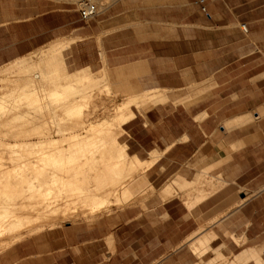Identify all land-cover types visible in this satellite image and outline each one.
Listing matches in <instances>:
<instances>
[{"label": "crops", "instance_id": "obj_1", "mask_svg": "<svg viewBox=\"0 0 264 264\" xmlns=\"http://www.w3.org/2000/svg\"><path fill=\"white\" fill-rule=\"evenodd\" d=\"M21 1L0 3V66L78 38L68 67L102 69V51L137 89L183 91L122 124L127 153L154 160V187L172 175L174 191L194 187L205 169L220 184L165 200L163 187L14 264H264V0H142L93 22L67 6L25 14Z\"/></svg>", "mask_w": 264, "mask_h": 264}, {"label": "bare ground", "instance_id": "obj_2", "mask_svg": "<svg viewBox=\"0 0 264 264\" xmlns=\"http://www.w3.org/2000/svg\"><path fill=\"white\" fill-rule=\"evenodd\" d=\"M80 4L85 5L83 0ZM94 8L96 9V6ZM65 46L66 43L62 42L50 45L40 54L39 61L34 63L30 57H24L14 65L6 67L0 74V249L19 240L24 230L32 233L55 227L57 222L53 225L51 222L57 217L61 219L58 223H63L62 218L79 212L95 215L102 208L109 206L112 200L126 202L135 197H129L132 186L112 188L120 182L124 171L118 164L119 159L108 166L102 177L94 178L92 188L95 190L108 185V194L112 195L113 199L107 195L97 196L89 192L90 189L74 183L83 180L84 167L86 164L95 165V153L105 147L102 135L109 128H103L104 124L88 127L93 131L92 141L81 142L75 138L76 134L72 135V147L62 157L58 156V153L62 152L61 149L54 153L47 149L49 146H45L43 140L34 142L28 137L26 126L40 118L44 125H47L46 115L51 117V126L56 132L72 129L82 123V107L70 101L77 91L74 84H79L88 75L84 71L66 73L58 51L60 47ZM48 56L53 57L49 65L45 62ZM157 93L156 90L145 91L119 105L117 121L124 123L133 117L134 112L130 110V106L137 99H141L143 105L164 101L166 97L163 93ZM41 127L42 125L37 126L36 132L42 131ZM124 152L125 147L121 146L115 154H110V157L121 158ZM32 154H35V157L30 156ZM6 160L11 166H5ZM153 161L147 162L134 157L129 160V165L142 166L145 171ZM43 184L46 185L45 188H42ZM54 186H58L60 190L55 192ZM27 209L29 212L37 211L36 216H42L46 223L30 229L37 223L33 220V214L23 215ZM204 240L202 239L200 244Z\"/></svg>", "mask_w": 264, "mask_h": 264}, {"label": "rangeland", "instance_id": "obj_3", "mask_svg": "<svg viewBox=\"0 0 264 264\" xmlns=\"http://www.w3.org/2000/svg\"><path fill=\"white\" fill-rule=\"evenodd\" d=\"M1 1L2 0H0V3H2ZM81 1L82 0H22L20 5L22 6L23 12L25 14H30V12L33 9H34L33 11H36V9L42 11V10H48L52 7L57 8V7L67 6L68 8L71 9L72 19L74 18L78 19L82 17L81 10L84 9V6L80 4ZM83 1L86 3V5L91 3L96 6L95 12L86 19L88 22H93L100 20L101 18H104L118 10L127 8L130 5L132 6V4L136 2H141L142 0H83ZM93 27L97 29L96 24H93ZM77 39L78 38L65 39L64 41H58L61 40L58 39L55 41L66 43L65 47H60L58 50L62 58V61L64 63L66 73L74 74L77 72L84 71L88 75L87 78H85L79 84H74L77 91L72 95L70 101L71 103L72 102L76 103L82 107L83 112L80 118L82 123L80 125L77 124L73 126L72 129L56 132L51 126L52 125L51 117L49 115H46V121H48V123H46L47 125H44L43 120L40 118L26 126L28 127V132H27L28 137L34 140V142L43 140L45 146H49L47 147V149H51L54 153L56 150L61 149L62 152L58 153L60 154L58 156L62 157L66 155V153L70 150V147H72L71 144L74 142L73 140L74 137L72 135L76 134L77 137L75 138H78L81 142L92 141L91 138L93 136V131L88 129V127L90 125L99 124L98 126H101L102 124H104L103 128H109L102 135L103 142L106 145L103 149L97 150V153H95V157H97L95 165L89 166L88 164H86V167H84L83 169L84 170L83 180L76 182H74V180L71 181L77 185H80L83 188L90 189L89 192L94 193L97 196L104 197L107 195L109 196L110 199H113V196L108 194L110 190L107 187L108 185L106 186L103 185L101 188L95 190L92 188L95 183L94 178L102 177L108 166L113 165L119 159L118 164H120L121 168L124 171L120 179V182H117L115 186L114 185L112 186V188L114 189L116 186H125V187L132 186V190H131L132 192L129 194V197L135 196L134 199L135 198L138 199L135 200L133 199L131 201H126V202L112 200L113 202L111 201L109 206L102 208L98 214L84 215L82 212L81 213L79 212L71 217L65 219L62 218L63 223H58V221H60L61 219L57 217L51 222L52 225L53 223L57 222L54 225L56 226L65 225V226L56 227L48 232H46L48 229L36 230L32 233H27L26 230H24L23 231L24 233L22 234V237L19 240L15 241L12 244L4 246L3 248L0 249V251L6 249L5 251L0 253V264H14L18 262L19 258H21L22 255L24 257H30L32 252L36 253L35 257L37 256L45 257L46 251L49 247H52L53 244L55 246H59L61 243H63L64 236L65 235L68 236V234L64 235V231H66V227L74 226V225H91L101 217L111 215L118 210L126 209L127 207L137 206V205L144 207V202L147 201L153 195L160 194L162 196L161 191L163 187H166L164 189V193L170 196V197L162 196V199L165 200L167 198H171L174 196L189 197L190 195H192V193L196 192L198 186H202V184L204 185L210 184L212 185V187L214 185L220 184L217 178H214L212 176L208 177L207 170L205 169L203 173H201L198 177H196L195 179L196 182L195 184H193L194 187L188 189L180 188L174 191L175 183L172 184L169 183H171L174 179L177 178H175V176L172 175L161 185V187L157 188L149 184L147 168L144 171L142 166L139 167V166L129 165L130 163L129 160L134 157H130V155L127 153L125 139L124 137H122V134L124 133V131H122L121 129V126L123 128L122 125L123 121L120 120L117 121L116 119V115L118 114L117 107L131 100L133 96L143 94L145 90L137 89L134 87V84L129 83L127 81H122L121 80L122 77L118 74H112L111 71L104 66L105 62H104V56L102 55L103 54L102 51H100L101 60L103 63L102 69L100 68L99 70L91 71L88 68L74 69L68 67L65 64L66 61H64L65 53L63 50L70 44V42ZM55 41H52L50 42L51 44L48 43L43 47H40L39 49H33L32 51L25 53L26 56L25 55L23 56L30 57L31 61L35 63L39 61L41 53L46 51L50 45H54L55 43H57ZM83 54L85 55L86 52H84ZM52 60L53 57L51 56L45 58V62L48 65ZM16 61L18 60L0 66V74L6 70L5 69L6 67L14 65ZM49 69L50 68H47V70ZM152 90L154 91L156 90V93L157 92L163 93V95L166 97L164 98V101L169 97V99L166 102H172L174 104L189 99L188 95L183 96L182 94L183 91L181 90H168V89L162 90L159 88H155L148 90L146 92ZM159 102L160 101L156 103L153 102L147 105H143L141 99H137L136 101L131 103L130 110H132L135 114L144 113L147 109L157 105ZM40 125H42V127L40 128L42 131L36 132L37 130L36 127L37 126L39 127ZM121 146L125 147L124 155L121 158L110 157V154H115L116 150ZM34 148H39V147H34ZM131 152L132 151H129L130 154H132ZM156 154L158 156L161 155V153H156ZM34 155L35 154H32L30 156H34ZM5 166H11L10 162L6 160ZM45 187L46 185L43 184L42 188ZM54 188H55L54 190L55 192L58 189L60 190L58 186H54ZM241 195H242L241 198L242 200L247 198L248 196L243 191ZM60 203L61 202H59V204ZM23 213H25L23 215H32V214L34 215L33 220L37 224L31 226L30 229L35 228L34 226H37L38 224L46 223L45 219H43L42 216H36L37 211L32 210L29 212V209H27ZM94 217L95 219L93 220ZM39 231H41L42 233L37 235L36 233ZM44 263H45V259H44Z\"/></svg>", "mask_w": 264, "mask_h": 264}, {"label": "built area", "instance_id": "obj_4", "mask_svg": "<svg viewBox=\"0 0 264 264\" xmlns=\"http://www.w3.org/2000/svg\"><path fill=\"white\" fill-rule=\"evenodd\" d=\"M201 2H203V0H201ZM85 3V2H84ZM84 6V9L81 10V16L84 18V19H87V17H90L94 12H95V6L91 3L87 4L85 3ZM204 11H205V7L202 8Z\"/></svg>", "mask_w": 264, "mask_h": 264}]
</instances>
